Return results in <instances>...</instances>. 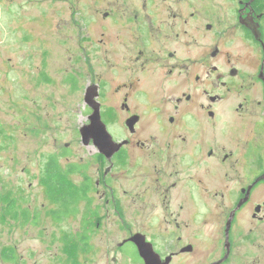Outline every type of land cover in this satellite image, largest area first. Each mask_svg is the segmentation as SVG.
<instances>
[{
  "label": "flooded vegetation",
  "instance_id": "obj_1",
  "mask_svg": "<svg viewBox=\"0 0 264 264\" xmlns=\"http://www.w3.org/2000/svg\"><path fill=\"white\" fill-rule=\"evenodd\" d=\"M26 3L36 12L20 11L25 25L57 13L84 95L75 143L92 152L57 151L65 183L40 185L54 191L47 204L8 190V237L69 218L68 240L91 264H182L207 239L218 254L202 264H231L250 224L247 264H264V0H57L49 13Z\"/></svg>",
  "mask_w": 264,
  "mask_h": 264
},
{
  "label": "rangeland",
  "instance_id": "obj_2",
  "mask_svg": "<svg viewBox=\"0 0 264 264\" xmlns=\"http://www.w3.org/2000/svg\"><path fill=\"white\" fill-rule=\"evenodd\" d=\"M26 1H22L21 9L15 6L8 10L5 0H0V194L18 185L31 198L39 194L42 205L47 204L48 191L41 195L40 185L48 184L49 162L55 160L60 167L65 166L64 159H57V151L70 143L74 150L70 156L77 152L79 159L90 157L92 150L78 149L75 143L76 130L85 121L84 95L70 83L78 65L66 54L67 42L57 38V13L41 24L25 25L18 17L20 11L36 12ZM42 10L57 12V0H44ZM31 28L38 32L31 33L34 40L23 41ZM95 74L98 71L90 82L98 79ZM51 172L57 176L56 169ZM3 204L1 201L0 264H91L85 249L68 240L69 218L57 226L46 219L9 238ZM250 227L245 224L240 229L231 264L249 263ZM205 249L203 256L198 253L182 264H202L207 255L218 254L211 240L207 239Z\"/></svg>",
  "mask_w": 264,
  "mask_h": 264
},
{
  "label": "trees",
  "instance_id": "obj_3",
  "mask_svg": "<svg viewBox=\"0 0 264 264\" xmlns=\"http://www.w3.org/2000/svg\"><path fill=\"white\" fill-rule=\"evenodd\" d=\"M56 166H57V163H56L55 160H51L49 162V164H48V172H47L49 174L48 175L49 180H48V184H46V185H55L57 183H65V180H63L62 178H61V180L57 181V176L54 175V177H53V174H52L51 171H54L55 169L57 170ZM48 193L53 194L54 191L50 190V191H48ZM52 198L54 199L53 196H52ZM8 199L9 198L7 197V195L5 193L3 195L0 194V203H1V201H4L6 203ZM67 214H68V212L62 214V216L60 218L66 216Z\"/></svg>",
  "mask_w": 264,
  "mask_h": 264
},
{
  "label": "water",
  "instance_id": "obj_4",
  "mask_svg": "<svg viewBox=\"0 0 264 264\" xmlns=\"http://www.w3.org/2000/svg\"><path fill=\"white\" fill-rule=\"evenodd\" d=\"M96 97H97V94L92 95V96H91V100L95 99ZM96 119H97V121H95L94 124H95L96 127H98V126L101 125L99 107H98L97 110H96ZM85 144L87 145L88 143H85Z\"/></svg>",
  "mask_w": 264,
  "mask_h": 264
}]
</instances>
